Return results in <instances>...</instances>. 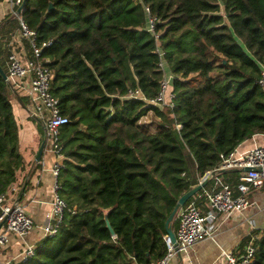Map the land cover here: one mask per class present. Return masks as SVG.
Segmentation results:
<instances>
[{
    "label": "trees",
    "instance_id": "1",
    "mask_svg": "<svg viewBox=\"0 0 264 264\" xmlns=\"http://www.w3.org/2000/svg\"><path fill=\"white\" fill-rule=\"evenodd\" d=\"M149 14L174 75L172 107L128 96L139 88L154 97L163 78ZM20 15L40 44L49 42L41 56L68 121L60 127L64 217L19 264H148L165 252V219L177 198L214 171L221 154L264 133L257 83L264 0H23ZM2 71L0 61V192H6L22 156ZM149 113L150 122L142 120ZM220 173L237 194L238 171ZM221 185L212 175L184 204H202L205 191ZM254 245L250 264H264V229Z\"/></svg>",
    "mask_w": 264,
    "mask_h": 264
},
{
    "label": "built area",
    "instance_id": "2",
    "mask_svg": "<svg viewBox=\"0 0 264 264\" xmlns=\"http://www.w3.org/2000/svg\"><path fill=\"white\" fill-rule=\"evenodd\" d=\"M7 1L10 3L12 13L17 18L21 36L28 41L30 55L27 62L22 63L14 53H9L7 56L6 78L11 82L14 78L31 74V89L36 92L38 98L49 110L44 125L45 135L50 141L49 152L55 156L50 167L54 175V182L52 185L51 214L42 225V229L44 236L52 235L58 231L67 208L66 200L60 194L61 183L58 176L63 167L60 127L68 121V117L61 112L58 98L51 92L50 81L53 73L51 68L45 64L47 58L41 56L42 47L49 42L43 41L40 44L36 30L30 28L20 15L23 0ZM145 10L149 12L146 5ZM155 21L156 18L149 14L147 29L151 31L156 39L157 51L161 58L160 65L163 70V50L160 48L158 39L159 32L155 30ZM172 77V73L167 74L163 71L159 90L152 98L144 97L139 88L129 90L128 96L140 97L161 107H172ZM257 83L264 95V63L260 64ZM30 107L33 106L30 105ZM262 134L264 135V133ZM238 146L239 143L229 152L221 154V159L214 168L213 179L216 183L221 182V187L205 191L202 204H198L193 199L178 209L176 213L178 224L173 228L176 242H172L169 236L165 234L166 249L164 254L148 264H168L177 252L187 250L198 240L211 238L219 214L245 208L250 203L249 193L251 190L264 186V143L255 144L244 150L239 149ZM39 162L42 163V160ZM245 167H249V169L247 170ZM224 170L238 171L235 185L237 194H234L228 183H223L224 178L220 172ZM0 222V253L8 242V230H12L20 238H24L34 227L33 219L26 211L25 205L20 202L15 193H8L7 191L0 192ZM258 237L257 233H251L249 240L243 246V250L238 254L226 252L225 264H250L254 258V240ZM34 248L35 245L28 244L18 259L6 260L1 264H19L22 260H26L34 254Z\"/></svg>",
    "mask_w": 264,
    "mask_h": 264
},
{
    "label": "crops",
    "instance_id": "3",
    "mask_svg": "<svg viewBox=\"0 0 264 264\" xmlns=\"http://www.w3.org/2000/svg\"><path fill=\"white\" fill-rule=\"evenodd\" d=\"M25 41L10 3L0 0V61L4 63L6 70L9 53H14L22 63L27 62L29 54ZM166 67L165 72L163 66L164 73H171ZM8 97L17 121L18 150L22 156V164L16 170L7 192L15 193L25 205L34 227L24 238H20L12 230L7 231L8 242L0 253V264L6 260L18 259L26 245H37L44 237L42 225L51 214L54 182L50 167L55 156L49 152L50 141L45 135L44 125L49 110L31 89V74L9 81ZM42 142L44 145L41 155L36 158ZM263 143L264 135L256 133L242 140L238 148L244 150ZM21 188L23 191L18 195ZM249 200L250 203L241 210L219 214L211 238L198 240L187 250L177 252L168 264H225L226 252L240 253L249 235L257 230L255 233L260 236L264 229V186L252 189Z\"/></svg>",
    "mask_w": 264,
    "mask_h": 264
},
{
    "label": "water",
    "instance_id": "4",
    "mask_svg": "<svg viewBox=\"0 0 264 264\" xmlns=\"http://www.w3.org/2000/svg\"><path fill=\"white\" fill-rule=\"evenodd\" d=\"M53 3L52 2H49V5H48V9H50L52 7ZM22 7V5H21ZM4 77H6V73L4 71H2ZM43 145H44V142H42L37 150V154H36V158H39V156L41 155V152H42V149H43ZM245 169H249V167H245ZM214 174V171L213 170H208L206 171L203 176L199 179L198 183L190 186V188L186 191H184L176 200L173 208L171 209L170 213L168 214L167 218L165 219V227H166V234L169 236L170 240L172 242H176V238H175V234H174V230H173V227H172V220L173 218L175 217L178 209L187 201V199L192 196L194 193H196L200 188H202L205 183L207 182V180ZM23 191V188L20 189L19 191V194L18 195H21ZM106 210L104 211L105 213V220H106V223H107V226L110 228L111 232L113 231L110 224H109V221L107 219V216H106ZM0 226H1V222H0Z\"/></svg>",
    "mask_w": 264,
    "mask_h": 264
},
{
    "label": "rangeland",
    "instance_id": "5",
    "mask_svg": "<svg viewBox=\"0 0 264 264\" xmlns=\"http://www.w3.org/2000/svg\"><path fill=\"white\" fill-rule=\"evenodd\" d=\"M163 66H164V71L166 72V70H167V65L165 64V62L163 61ZM174 76V75H173ZM172 79V78H171ZM151 118H152V116H151V114L149 113V114H147V115H145V116H143L142 117V120H144L145 122H150V120H151Z\"/></svg>",
    "mask_w": 264,
    "mask_h": 264
}]
</instances>
